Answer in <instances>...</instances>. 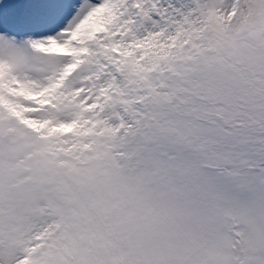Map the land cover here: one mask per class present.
I'll list each match as a JSON object with an SVG mask.
<instances>
[{"label":"snow or ice","instance_id":"obj_1","mask_svg":"<svg viewBox=\"0 0 264 264\" xmlns=\"http://www.w3.org/2000/svg\"><path fill=\"white\" fill-rule=\"evenodd\" d=\"M0 264H264V0H0Z\"/></svg>","mask_w":264,"mask_h":264}]
</instances>
